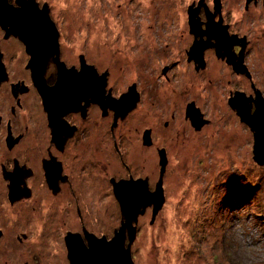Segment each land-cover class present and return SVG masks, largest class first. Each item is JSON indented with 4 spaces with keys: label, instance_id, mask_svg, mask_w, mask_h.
Masks as SVG:
<instances>
[{
    "label": "flooded vegetation",
    "instance_id": "af4514ba",
    "mask_svg": "<svg viewBox=\"0 0 264 264\" xmlns=\"http://www.w3.org/2000/svg\"><path fill=\"white\" fill-rule=\"evenodd\" d=\"M179 4L180 7L171 14L172 23L179 27L175 29V33L179 32V41L174 36L165 39L157 29V33L149 39L153 43L151 46L137 44L134 48L143 50L136 59L140 74L150 69L155 73L151 80L154 87L151 94L147 92L149 99L145 90L138 87L141 86L139 79L121 94L126 99L115 104L110 100L111 96L117 97L112 95L108 70H99L98 66L88 61L85 53H75L74 63L67 64L69 53L56 24L59 61L78 73L83 61L96 70L97 76L93 72L88 73L87 78L83 77L87 81L82 87L86 88L81 87L77 91L73 88L70 101L53 102L51 98L56 92L51 88L57 82L59 71L54 62L55 55H51L46 62L43 80L47 88L43 91L34 80L29 64L31 55L25 44L0 26L4 31V36L0 38V240L7 239L5 236L10 234V226L15 228L21 225L20 219L16 220L10 215V207L19 208L20 205L34 202L33 199L40 200L43 194L46 198L54 197L53 201H39L37 207L56 206L54 212L58 210L53 217L43 213L35 218L37 212L34 215V210L37 207H32L31 212L26 210L29 214L27 217L21 212L27 219L26 225L34 226L36 239L46 235L44 232L54 225L59 229L65 228L68 224L60 222L57 215L65 211L70 215L74 204L78 218L83 217V212L87 214L78 204V189H82L80 193L83 192L80 199L85 202L89 200L86 202L89 205L95 198L98 203L103 200L105 185L113 188V183L120 180H144L148 192L153 194L158 181L155 177L134 178L130 169L132 166L124 161L121 152V136H117L119 140H116L115 129L129 119L138 105L151 108L147 111L153 112L150 116L153 125L148 127L149 130L142 131L140 136V147L144 150L155 145L162 131L175 129L176 126L182 130L187 128L190 134H196L206 144L215 143L219 126H225L232 128L230 135H225V140L229 137L231 143H237V132L242 128L248 132L246 151L254 161V131L248 118L253 115L257 104H264V0H179ZM142 34L141 31L137 37L141 38ZM12 39H17L16 43L24 47L26 56L21 60V65L20 59L14 63L18 67L15 73L11 65L13 55L10 63L3 61L6 59L4 45L12 44ZM164 40L167 43L158 46ZM66 47L71 52L76 46H69L67 42ZM86 70L90 72L89 68ZM143 112V109H138V114ZM165 112H168L167 117L163 116ZM231 120L237 123L235 128L230 125ZM224 121L225 125L222 123ZM95 128L102 130L101 136L96 135L95 132L100 134V130L96 131ZM220 134L223 135V132ZM188 137L190 139L191 135ZM103 139L107 140L108 146L112 143L118 160L121 164L123 162L122 172L125 171L127 175H120L119 178L109 176L106 161L103 160L102 164L95 162L108 155L98 147ZM79 144L83 148L81 153ZM229 145H226L227 151H230ZM219 149L222 150V147ZM161 152L167 165L166 148H157L159 160ZM99 171L102 178L98 176V181L103 187L97 184L93 194L90 186L93 176ZM49 194L51 196L48 197ZM60 196L59 201L57 198ZM135 224L137 226L138 222ZM40 228L44 231L42 235L38 234ZM64 233L66 247L68 239L65 238L69 235H75L84 247H88V240L94 237L84 223H81L80 230L66 228ZM112 236L103 238L110 240ZM66 260L69 261L68 252Z\"/></svg>",
    "mask_w": 264,
    "mask_h": 264
},
{
    "label": "rangeland",
    "instance_id": "374dc122",
    "mask_svg": "<svg viewBox=\"0 0 264 264\" xmlns=\"http://www.w3.org/2000/svg\"><path fill=\"white\" fill-rule=\"evenodd\" d=\"M9 1L17 6L16 0ZM35 1L39 8L47 5L51 19L60 29L61 39L69 53L66 57L68 65L74 63L75 53H85L88 61L98 66L99 70L109 71V85L112 95L117 99L128 86L139 79L141 86L138 87L145 90L149 99L154 87L151 80L155 73L150 69L140 74L141 69L137 68L136 59L143 50L134 48L137 44L151 46L153 43L149 39L157 33V29L158 34L165 39L174 36L179 41V32L175 33V29L178 30L179 27L172 23L171 15L174 9L180 7L179 0ZM1 28L0 38L4 36ZM141 31L143 34L139 38L137 36ZM11 42L12 44L4 45L6 59L3 61L5 64L10 63L13 55L11 65L15 73L18 70L15 66L18 59L21 65V60L26 56L24 47L16 43L17 39H12ZM65 42L69 46H76L75 50L70 52ZM166 43L164 40L158 46ZM154 46L156 48L155 43ZM145 50L144 48V53ZM16 77L19 79V76ZM146 97L143 96L144 102L147 101ZM138 109H143V114H138ZM147 109L151 110L138 105L129 119L118 126L117 130L121 132L115 129L116 140H119L117 136L122 138L121 152L124 161L132 166L130 169L133 177H155L158 182L163 177L161 187L164 201L160 208L154 212L153 205H147L143 209L144 213L137 215V226L132 223L136 234L131 246L134 263L264 264V165L252 161L251 154L246 151L248 132L240 128L237 143H231L229 137L225 140V135H230L232 128L219 126L214 138H218L216 142L206 144L196 134H190L191 131L187 128L182 130L176 126L175 129L162 131L155 145L144 150L140 147V136L142 131L149 130L148 127L153 125L150 120L153 112L149 113ZM157 111L161 113L160 110ZM163 116L167 117L168 112ZM222 123L225 125V121ZM236 124L234 120L230 121L234 128ZM101 131L100 134L95 132L96 135L101 136ZM227 144L230 151L226 149ZM100 145L98 147L108 155L95 162L102 164L103 160L106 161L105 164L109 165L106 173L109 176L119 178L120 175H127L125 171L122 172L123 162L121 164L118 160L119 156L112 143L108 146L107 140L103 139ZM220 146L222 150L219 149ZM78 147L81 153L83 148L80 144ZM159 147L166 148L167 165L164 166L163 176L157 154ZM101 173L99 171L93 176L90 186L92 191L99 184L98 176L102 178ZM80 190L82 189H78L79 194L76 195L78 204L82 212L85 210L87 214L83 212V217L78 218L74 204L70 215L67 211L57 215L60 222L68 224L65 228L59 229L54 225L48 232L40 228L38 234L42 235L44 232L46 235L37 239L34 226L26 225L27 219L21 212L27 217L29 214L27 215L26 210L31 212L39 201L50 202L54 197H49V194V198H46L43 194L40 200L33 199L34 202L20 205L19 208L10 207V215L16 220L20 219L21 225L15 228L10 226L12 229L5 236L7 239L0 240V264H70L66 260L68 248L63 241L66 228L80 230L81 223H84L96 239H102L103 236L109 238L115 229H120L125 220L121 221V210L112 187L105 185L103 200L98 203L95 198L90 205L86 203L89 200L85 202L80 199L83 194ZM60 198L61 196L57 199L60 201ZM54 208L56 206L37 207L34 210V215L37 212L35 218L43 213L53 217L58 210L57 208L54 212ZM24 234L26 237H23ZM125 234L127 235V230ZM127 244L128 238L125 239V245Z\"/></svg>",
    "mask_w": 264,
    "mask_h": 264
},
{
    "label": "water",
    "instance_id": "95a60500",
    "mask_svg": "<svg viewBox=\"0 0 264 264\" xmlns=\"http://www.w3.org/2000/svg\"><path fill=\"white\" fill-rule=\"evenodd\" d=\"M15 4L17 6L9 3L8 0H0V26L8 34L17 36L25 44L26 50L31 55L29 64L34 80L43 91L47 88L43 80L46 62L51 55H55L54 62H56L59 71L57 82L51 88L56 92V95L51 100L53 102L70 101V91L73 88L76 91L80 89L82 84L86 83L87 79H83V77L87 78L88 73L92 74L94 72L97 76L96 70L81 61V71L78 73L74 69L66 68L65 64L59 61L58 31L50 17L46 4L41 8L35 0H16ZM86 68H89L90 72ZM83 88L86 87L83 86ZM66 91H68V94H66ZM95 92L97 93V89ZM124 96H120L119 99L111 96V103L124 101L126 99ZM248 123L254 131L253 159L257 164L264 165V104H257L253 115L248 118ZM165 164L166 159L161 152V176L164 173ZM161 184L160 179L156 191L152 194L148 192L144 180L114 182L113 192L125 222L122 223L120 229L114 232L110 240L93 237L88 240V247H84L81 240L76 238L75 235L67 236L66 238L70 239L67 242L69 263L135 264L130 250L135 238V228H133L132 223H136L137 215L143 212L147 205H153L154 212L160 208L164 201ZM137 190H139V193ZM126 230L127 235L125 234ZM126 238H128L127 246H125Z\"/></svg>",
    "mask_w": 264,
    "mask_h": 264
},
{
    "label": "bare ground",
    "instance_id": "6f19581e",
    "mask_svg": "<svg viewBox=\"0 0 264 264\" xmlns=\"http://www.w3.org/2000/svg\"><path fill=\"white\" fill-rule=\"evenodd\" d=\"M76 39V38H75ZM77 45V44H76ZM131 100H133V97H132V99ZM137 192L139 193V190H137ZM140 195H141V193H140ZM139 197V196H138Z\"/></svg>",
    "mask_w": 264,
    "mask_h": 264
},
{
    "label": "trees",
    "instance_id": "16d2710c",
    "mask_svg": "<svg viewBox=\"0 0 264 264\" xmlns=\"http://www.w3.org/2000/svg\"><path fill=\"white\" fill-rule=\"evenodd\" d=\"M262 223H264V221H262Z\"/></svg>",
    "mask_w": 264,
    "mask_h": 264
}]
</instances>
